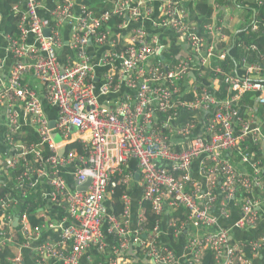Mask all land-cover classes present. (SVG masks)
<instances>
[{
    "label": "built area",
    "instance_id": "2783aa9c",
    "mask_svg": "<svg viewBox=\"0 0 264 264\" xmlns=\"http://www.w3.org/2000/svg\"><path fill=\"white\" fill-rule=\"evenodd\" d=\"M106 1L110 7L99 16L84 4L76 9L75 0H59L48 18L40 15L43 0H17L12 7L18 33L6 34L14 65L0 90V107L6 106L14 132L17 105L22 104L40 138L23 147L14 146L10 137L9 144L19 152L0 160V175L25 165L16 180H34L27 156L36 155L39 163L50 167L49 172L37 171L49 184L46 200L65 205L69 217L48 222L60 235L44 240V226L32 228L24 213V240L18 245L9 226L18 200L16 192L6 195L0 200V262L1 253L16 246L12 264H22L21 249L37 240L32 248L37 264H83V254L92 249L102 257L93 264H133V251L153 264H205L208 251L213 264H255L264 251L259 225L264 217V0H195L211 5L212 20L204 24L191 20L186 0H162L155 16L154 0ZM245 5L253 6L252 19L240 24L247 23L245 30L257 42H238L242 50L238 74L223 66L231 42L225 30L228 20L237 17L227 11ZM115 18L116 26L110 25ZM2 19L0 12V34ZM146 19L158 29L172 30L187 43L186 51L162 64L161 37L140 25ZM69 21L75 22L73 53L61 62L58 50ZM131 23L139 26L125 37L122 32ZM89 41L106 47L100 77L88 53ZM27 75L44 81L45 98L58 110L61 142L51 135L42 97L23 85ZM184 112L188 117L178 123ZM76 142L84 146L85 154L68 151ZM197 159L204 188L193 177ZM131 160L144 185L135 227L129 218V185L135 176ZM69 165L75 166V188L64 176ZM88 180L87 190H79ZM118 187L124 189L125 209L120 215L105 206L107 194ZM145 205L160 216L152 224ZM174 209L186 212L182 223L168 216ZM233 209L239 210L238 218L221 227L220 220L231 217ZM191 229L203 233L191 234ZM246 229L254 230L252 237L231 243L235 230ZM171 231L175 237L186 236L180 255L162 242Z\"/></svg>",
    "mask_w": 264,
    "mask_h": 264
},
{
    "label": "crops",
    "instance_id": "0c3cea01",
    "mask_svg": "<svg viewBox=\"0 0 264 264\" xmlns=\"http://www.w3.org/2000/svg\"><path fill=\"white\" fill-rule=\"evenodd\" d=\"M3 1L4 0H0V12L3 16V22L1 23V34H0V66H2V69L0 72V90L3 88V85L6 82L7 75L12 70V67L14 65L13 58L11 57V55L7 51V39H6L7 32L5 31V26H6V21H7L6 19H7L8 13H7V10L5 9ZM58 1L59 0H43V7L40 10V15L42 17L48 18L49 17V11L52 9V7H54L58 3ZM85 1L86 0H75L76 9L79 10L80 6L85 4ZM161 1L162 0H154L153 4L158 9L155 11L154 16L156 14L159 15V13H160V6L162 5ZM198 2H201V1H197V2H195V0H186L185 1L186 8L190 14L191 20L195 21V22H201L202 24L210 22L212 20V15H213V11H212L210 3L208 1H202V2L208 3V6H209V11H208V14L206 16L207 19H205V17L202 18V17L198 16L197 7H196ZM109 7H110V4H108L106 1V4L103 8H99L96 11H94V10L93 11H94L96 16H99L104 10H106ZM248 7L253 8V6H251V5H245L243 7V9H241V10H233L230 8L227 11L229 16H231V15L237 16L234 20H232V19L228 20L226 30H225V32L227 33V35L231 39V42L229 44L228 56L231 55L232 48L235 45L237 46V44L239 42L237 39H235V37L240 36L241 30L244 31L245 28L248 26L247 23H241L240 24V21H242L243 19H247L248 21L252 19L253 10L247 9ZM222 14H224V13H222ZM218 18H220V16ZM140 25L144 26L148 30L149 33L160 35L163 46H164V49L162 50L161 56L159 58V61L162 64L167 63L168 58H173L176 55H179V54L184 53L186 51L187 43L183 39H181L179 36L175 35V33L172 30H169L167 28L158 29V28L154 27L151 19H146V20L142 21V23H140ZM134 26H139V24L131 23L129 28L123 30V32H122L123 35L125 37H127L130 33V28H132ZM74 28H75V22L74 21H69L65 25V28H64V44L58 50L59 60L61 62H64L67 59V57L73 53L71 45H70V41L72 38ZM29 40L33 41L34 39H33V37H30ZM172 48L178 49V51L175 52V51H173ZM105 50H106V47H104V46H97L92 41L88 42V53L92 59V63L95 65L97 77H100L104 73V70H105V68H103L101 66V60H102V56H103ZM227 59H228V57H227ZM239 59H240V57H239ZM239 59L237 60V65H239V66L236 65V67L240 68L241 64H240ZM172 61H174V60H172ZM226 61L223 63V66L225 68H226ZM239 68L234 69V65H233L232 70H230V72L235 73L236 69H238L240 71L241 69H239ZM226 70H228V69L226 68ZM24 83L27 86L34 89L42 97L43 101L45 100L43 102L44 110L47 113V116L51 122V117L52 116L54 117L58 113V110H57L56 106H53L46 101L44 81L38 79L35 76L27 75L24 78ZM117 95L118 94H116L114 96H117ZM5 107L6 106L0 107V160H5L12 153H18L19 149L15 148L14 146L22 145L23 147H29L31 144H33L35 142L38 143L39 142L38 140L40 138L37 129L35 128V126L32 125L30 118L27 116V114L24 110V106L20 103H18V105H17V109L19 111L18 126L14 132H11L10 127H9V120H8V117L6 116V108ZM187 117H188V113L184 112L182 114V116L180 117V119L178 120V123H183ZM259 118L260 119L262 118V114H260ZM54 135H55V137L59 136L57 134V132H54ZM10 137L13 138L14 146L10 145L8 142ZM33 141H35V142H33ZM45 150L46 149H42V152L44 154H47V152ZM27 158H28L27 165H29V166L36 165V163H34V160L32 161V156H30V157L27 156ZM30 163H31V165H30ZM129 165L131 166L132 170L135 171L134 172L135 176L133 178V181H132L131 185H129L130 186L129 194L131 197V209H130L129 218H130L131 226L135 227V225H136V213H137V210L139 209V207L141 205V199H142V195L144 192V185H143V181H142L141 176L136 178V172L138 171L136 161L131 160ZM21 168H22V166H21ZM17 171L10 174V175H6V176H5V174L0 175V186L2 185V186H5L7 188L14 189V192L10 193V194H15V192H16L15 198H17V200H18V203L14 205V208L12 210V215H10L13 217L12 223L9 225L11 230L16 234V238L19 239V242H21V241L23 242L24 238L22 235L23 226L21 223V216L24 213H26L32 228L37 227V226H41V227L44 226V228H43V239L44 240L57 239L60 235V231L58 229H54V228L49 227L48 222H50L52 219L69 217V213H68L66 206L65 205H56V206L52 207L53 204H51L50 202H48L46 200V192L49 191V184H48L47 179L44 176L39 175L38 173H35L33 175L32 178H34V180L29 181V184L26 187L24 184L23 188L19 189L20 188L19 186L22 183L20 180L19 181L16 180V177L19 176ZM74 171H75L74 165H69V166L65 167V169H64L65 179H66L67 183L69 184V187H71V188H75V185H76L75 184V178H74ZM20 174H22V173H20ZM193 177L196 181H198L201 184V186L203 188L205 187L206 181H205L204 177L199 172V160L198 159L194 160V163H193ZM25 189L28 190V192L32 193V197L33 196L37 197V195H38L40 198L42 197L43 199H45L44 200L45 202H47L46 203L47 205L44 204V206L38 207L37 216H38V218L41 219V222L39 224L34 225L30 219V216H29L30 205L27 204V197H26L27 193H26ZM111 193L109 192L105 198V206L110 211H112L111 205L113 203ZM39 197H37L36 200L40 199ZM171 212H172L171 210L168 211V216H170ZM238 216H239V210L233 209L231 217L221 219L219 225L221 227L229 226L238 218ZM162 221L164 222V217L162 218ZM7 222H8V220H7ZM1 224L2 223L0 222V225ZM3 224H4V221H3ZM259 225L264 230V217L260 220ZM163 227L165 229L164 224H163ZM189 232L191 234L203 233L202 230H198V229H191ZM253 234H254L253 229L235 230L233 235H232V238H231V243L241 242L242 240H245L247 238L252 237ZM37 242H38L37 240L34 242H31L30 248H22L21 249V262H22V264H37L36 260H35V253H34V250L32 249L33 246ZM162 242L165 243L167 246H169L171 249H173V251H175L177 254L180 255L183 253V248H184V245L186 242V236L185 237H182V236L175 237V236H170L168 234L167 235L164 234ZM15 243H16V240H15ZM93 251L94 250L92 249L91 251L85 252L83 254L82 259H81V262L83 264H93L94 262H96V257L92 253ZM17 252H18V249L16 246L8 247L7 249H5L4 252L1 253V257L3 260L5 259L7 264H12V259L15 257V254ZM132 254L135 255V257H137V258L140 257L139 259H143L144 263H141V264H153L152 262H149L145 256H143V258H141L142 255L139 256V253H138V255H136V251H133ZM99 256L100 255H98V253H97V257H99ZM89 258H90V260H89ZM133 259H135V258L133 257L132 260ZM135 263H136V261L133 262V264H135ZM255 264H264V251H262L260 253L259 257L255 261Z\"/></svg>",
    "mask_w": 264,
    "mask_h": 264
},
{
    "label": "trees",
    "instance_id": "16d2710c",
    "mask_svg": "<svg viewBox=\"0 0 264 264\" xmlns=\"http://www.w3.org/2000/svg\"><path fill=\"white\" fill-rule=\"evenodd\" d=\"M4 6H5V9L7 10V21H6V26H5V31L9 34H17L18 33V29H17V17L13 14L12 12V7L13 5L17 2V0H4ZM106 4V1L105 0H86L85 1V4L89 11H96L97 9L99 8H103ZM93 6V7H92ZM197 7V12H198V16L199 17H205V19H207V14H208V11H209V6H208V3L206 2H198V4L196 5ZM247 9H252V7H248ZM94 10V11H93ZM258 10H256L257 12ZM261 13H263V16H264V11L262 10ZM118 22V19L115 18L113 20H110L109 24L112 25V26H116V23ZM248 27V26H247ZM246 27V28H247ZM245 28V29H246ZM254 35H251V34H248L247 30H241V33H240V36H236L235 39H237L238 41H240L241 39H244L246 42H257V40L255 41L253 39ZM263 40V39H262ZM173 51L177 52L178 49H175V48H172ZM242 54V50L240 48H238L236 45L232 48V51H231V55L228 56V59L226 61V68L230 71L232 70V66L234 65V69L235 68H239V67H236L237 65V60L239 59L240 55ZM239 66V65H237ZM236 72L239 74L240 71L238 69H236ZM221 87L223 89H226V85H224V83L221 82ZM35 142V141H33ZM68 151H71V150H76L78 153L80 154H84V148L83 146L80 144V143H71L68 145ZM32 156V161L34 160V163H36V165H31V167L35 170V172L32 174V177L35 173H37V171L41 168H44L45 172H49L50 170V167L49 165H43L41 163H39V161L37 160L36 158V155H31ZM48 155L44 156L45 159H48ZM25 167L26 166H23L22 168L20 167L17 171L18 174L22 173L24 170H25ZM131 167V166H130ZM29 181L30 179L28 178H24L22 179L21 183L22 184H25V187L29 184ZM26 190V189H25ZM123 190L122 188L118 187L116 188L112 193H111V196H112V211L116 214V215H120L124 212V209H125V205H124V201L122 199V195H123ZM14 192V189L12 188H7L5 186H0V200L5 197L6 195L10 194V193H13ZM26 197H27V204L30 205V209H29V216H30V219L32 221V223L34 225L36 224H39L41 222V219L38 218L37 214V210H38V207L39 206H44V204H46L47 202H45L42 197L40 198L38 195L37 197H39L40 199L36 200L37 197H32V193L28 192V190H26ZM47 205V204H46ZM56 205H53L52 207H54ZM145 207L147 208V216H148V223L149 224H152L155 222L156 219H159L160 216L158 215H155L151 208L150 207H147V205H145ZM171 217H174L179 223H182V221L185 220L186 218V212L184 211V209H174L172 210L171 212ZM170 236H173V232L171 231L170 232ZM16 243L21 245L23 242H19V239L16 238ZM93 255L96 257V261H100L102 260V257H97V253L95 252V250L92 252ZM6 255V254H5ZM144 255L141 256V258H143ZM4 257V256H3ZM135 258V257H134ZM140 257L138 258H135L132 260V258H130L132 260V262H135V264H141V263H144L143 259H139ZM204 262L205 264H213L214 261H213V257H212V252H207L206 255H205V258H204ZM0 264H7V262L5 261V259L3 260L2 259V262Z\"/></svg>",
    "mask_w": 264,
    "mask_h": 264
},
{
    "label": "bare ground",
    "instance_id": "6f19581e",
    "mask_svg": "<svg viewBox=\"0 0 264 264\" xmlns=\"http://www.w3.org/2000/svg\"><path fill=\"white\" fill-rule=\"evenodd\" d=\"M2 22H3V19H2ZM41 80V79H40ZM5 84H6V82L4 83V85H3V87L5 86ZM23 85L24 86H27L25 83H24V79H23ZM44 86H45V83H44ZM29 89H32L31 87H29V86H27ZM32 90H34V89H32ZM45 101V100H44ZM43 101V102H44ZM47 101V100H46ZM48 102V101H47ZM44 107V106H43ZM48 120H49V118H48ZM57 120H58V117H57V119H56V125L53 127V128H51V126H50V120H49V126H50V128L52 129V132H51V135H52V137H53V139L54 140H56L55 139V135H54V132H57V134L59 135V136H61L62 138H63V135L61 134V132L56 128V126H57ZM18 121H19V116H18ZM64 145L66 144V143H63ZM81 144V143H80ZM82 145V144H81ZM83 146V145H82ZM83 148H84V146H83ZM86 152H85V148H84V154H85ZM80 154V153H79ZM77 166H80V165H77ZM80 167H83V165H81Z\"/></svg>",
    "mask_w": 264,
    "mask_h": 264
},
{
    "label": "water",
    "instance_id": "95a60500",
    "mask_svg": "<svg viewBox=\"0 0 264 264\" xmlns=\"http://www.w3.org/2000/svg\"><path fill=\"white\" fill-rule=\"evenodd\" d=\"M46 34L47 35H49V30H46ZM97 80H98V78H97ZM58 117V113L53 117H51V124H50V126H51V128H53L54 126H55V123H56V118ZM137 177H140V171L138 170L137 172H136V178ZM90 185V180H88L85 184H83L82 186H80L78 189L79 190H87V188H88V186Z\"/></svg>",
    "mask_w": 264,
    "mask_h": 264
},
{
    "label": "rangeland",
    "instance_id": "374dc122",
    "mask_svg": "<svg viewBox=\"0 0 264 264\" xmlns=\"http://www.w3.org/2000/svg\"><path fill=\"white\" fill-rule=\"evenodd\" d=\"M55 137V136H54ZM55 139H56V141H59V142H61V140L63 139L61 136H57V137H55Z\"/></svg>",
    "mask_w": 264,
    "mask_h": 264
}]
</instances>
